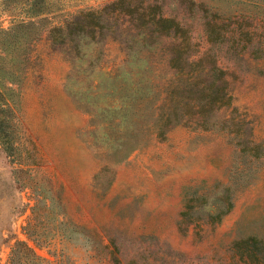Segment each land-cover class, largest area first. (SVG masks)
I'll list each match as a JSON object with an SVG mask.
<instances>
[{
    "label": "rangeland",
    "instance_id": "obj_1",
    "mask_svg": "<svg viewBox=\"0 0 264 264\" xmlns=\"http://www.w3.org/2000/svg\"><path fill=\"white\" fill-rule=\"evenodd\" d=\"M113 1L0 0V264H264V0H131L227 73L209 126L163 135L168 41Z\"/></svg>",
    "mask_w": 264,
    "mask_h": 264
},
{
    "label": "trees",
    "instance_id": "obj_2",
    "mask_svg": "<svg viewBox=\"0 0 264 264\" xmlns=\"http://www.w3.org/2000/svg\"><path fill=\"white\" fill-rule=\"evenodd\" d=\"M130 4L131 0H115L97 13L100 16L102 11L107 14L121 10L131 16L136 14L135 18L139 20L137 35L141 41H146L153 35L168 41L162 50L166 57L168 74L163 78L157 91V98L150 100L146 107L151 128L159 135H163L170 126L183 122L199 127L209 126L211 113L229 100L226 71L215 62L210 63L207 60L210 55L206 51L197 58L195 50L192 51L186 44L188 39L185 38L184 29L174 19L165 17L157 11H150L151 7L141 5V2L135 7ZM95 14L96 12L85 13L82 19L78 18L75 21V26L56 27L53 31L63 34V31L67 30L68 34H77L78 30L75 29H78V24ZM212 32L214 30L209 29L208 35H212ZM142 51L147 53L150 50H139L137 55ZM157 69L158 67L151 63L142 66L140 71L136 68L135 73L152 75ZM135 109L137 112L140 111V102L135 103ZM251 242L258 243L255 239L247 241ZM259 248L264 250L263 245Z\"/></svg>",
    "mask_w": 264,
    "mask_h": 264
}]
</instances>
